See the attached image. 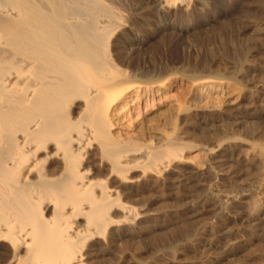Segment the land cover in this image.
<instances>
[{
  "label": "bare ground",
  "instance_id": "6f19581e",
  "mask_svg": "<svg viewBox=\"0 0 264 264\" xmlns=\"http://www.w3.org/2000/svg\"><path fill=\"white\" fill-rule=\"evenodd\" d=\"M199 2L207 0H0V264H146L144 240L137 254L130 248L142 238L136 232L149 228L155 195L167 193L166 200L180 209L181 183L193 188L208 180L210 193L217 194L221 167L234 161L243 144L264 162V140L248 142L239 133L202 146L183 140L180 116L192 110L188 104L177 103L148 137L137 134L132 122L138 114L131 104H148L174 75L221 89L228 82L247 88L248 79L261 73L251 65V51L232 76L229 69L209 67L202 76L136 77L123 67L115 44L131 49L147 40L137 32L132 42L121 41L136 19L163 21L172 10L182 14ZM254 27L260 42L263 28ZM256 88L264 94V82ZM199 148L209 159L206 172L195 170L181 180L180 167L190 160L186 152ZM258 195L255 204L237 194L219 200L218 217L240 205L248 209L245 223L261 225L264 187ZM197 217H177L160 227Z\"/></svg>",
  "mask_w": 264,
  "mask_h": 264
},
{
  "label": "rangeland",
  "instance_id": "374dc122",
  "mask_svg": "<svg viewBox=\"0 0 264 264\" xmlns=\"http://www.w3.org/2000/svg\"><path fill=\"white\" fill-rule=\"evenodd\" d=\"M194 6L182 14L172 10L163 21L154 16H148L146 22L136 19L131 27L133 30L128 31L129 36L121 41L132 42L137 32L145 33L147 40H142L131 49H121L124 47L122 43L115 44V50L122 56L121 60L125 64L123 67L131 74L135 73L136 77L148 74L159 76L172 72L202 76L216 67L229 69L228 73L231 75L236 68L240 69L247 53L251 51V65L258 67L261 73H255L256 75L248 79L247 88L228 82L221 89L202 88L186 76L184 78L178 74L180 78L174 75L170 78L168 87L161 89L162 93L158 92L161 94L149 96L148 104L145 101L131 104L137 108L133 114L139 115L135 116L136 120H132L135 127L137 126V134L150 136L153 133L151 128L157 126L159 120L160 124L165 123L176 112L178 104H188L192 110L180 116L186 132L183 140L202 146L207 139L210 142L222 138L229 141L239 133L248 142L252 139L261 143L264 140V94L258 93L261 85L258 86L259 91L256 86L264 82V3L262 0H207V3L199 2ZM255 23L261 25L260 30L263 28V36L260 35L263 38L260 41L262 44L256 40L258 27H254ZM212 107H218L217 115ZM220 116L228 118L208 124L211 119ZM249 149L248 145L243 144L234 161L221 167V181L217 183L219 192L213 195L209 191L211 182L208 180L193 188L182 186L181 180L184 176L188 177L195 170L204 173L209 164L208 157L200 148L186 152L190 164L181 165L182 178L175 183L178 186L181 183L180 196L185 197L182 207H172V202L166 200L167 193L155 195L152 200L158 199V202L154 212L147 218L149 230L136 232L135 236L142 235V238L136 240L130 250L137 254L146 246V264H264V258L261 259L264 256V218L259 226L255 222L252 225L245 223L244 215H247L248 209L245 210L246 207L240 205H235L234 208L228 206V216L218 217L221 211L220 201L225 197L237 194L245 197L247 202L255 204L259 189L264 187V162L253 156ZM174 193L176 195L177 192ZM190 208L193 213H190ZM195 214L199 217L192 218L189 224L179 221L160 227L166 220L177 217L185 220ZM213 227L217 230L216 234H207ZM239 228L246 233L238 234ZM143 240L144 244L140 247L139 242ZM234 250L237 254L226 258ZM128 251L125 248V252ZM136 263L133 259L128 262Z\"/></svg>",
  "mask_w": 264,
  "mask_h": 264
}]
</instances>
